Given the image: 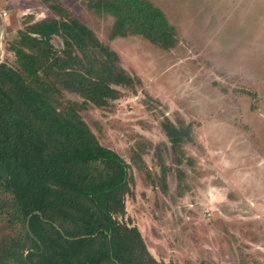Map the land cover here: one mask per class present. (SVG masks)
<instances>
[{"label": "rangeland", "instance_id": "374dc122", "mask_svg": "<svg viewBox=\"0 0 264 264\" xmlns=\"http://www.w3.org/2000/svg\"><path fill=\"white\" fill-rule=\"evenodd\" d=\"M149 1L176 28L170 49L136 35L111 40L113 18L87 0H0V59L13 64L17 32L59 18L49 4L60 3L142 81L80 112L99 142L132 165L135 193L122 220L138 227L158 261L264 264V0ZM53 44L62 47L59 38ZM166 119L192 127L181 163Z\"/></svg>", "mask_w": 264, "mask_h": 264}, {"label": "trees", "instance_id": "16d2710c", "mask_svg": "<svg viewBox=\"0 0 264 264\" xmlns=\"http://www.w3.org/2000/svg\"><path fill=\"white\" fill-rule=\"evenodd\" d=\"M87 3L113 18L111 40L142 36L164 49L177 43L176 28L149 0ZM49 7L59 18L27 24L9 47L13 64L0 59V264H168L122 220L135 193L132 165L104 147L80 113L88 104L108 106L142 81L60 3ZM65 93L83 100H63ZM163 128L181 163L191 125L166 119ZM141 160L132 159L139 168ZM166 177L164 165L163 189Z\"/></svg>", "mask_w": 264, "mask_h": 264}, {"label": "water", "instance_id": "95a60500", "mask_svg": "<svg viewBox=\"0 0 264 264\" xmlns=\"http://www.w3.org/2000/svg\"><path fill=\"white\" fill-rule=\"evenodd\" d=\"M28 251H29V249H28Z\"/></svg>", "mask_w": 264, "mask_h": 264}]
</instances>
